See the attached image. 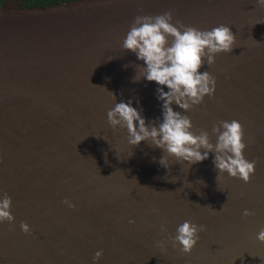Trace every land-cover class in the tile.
<instances>
[{
  "label": "water",
  "instance_id": "obj_1",
  "mask_svg": "<svg viewBox=\"0 0 264 264\" xmlns=\"http://www.w3.org/2000/svg\"><path fill=\"white\" fill-rule=\"evenodd\" d=\"M170 9L173 23L199 30L224 24L236 37L231 53L199 69L215 77L213 96L189 112L172 107L213 144V124L237 120L243 155L256 161L248 183L227 173L216 181L214 153L194 165L165 153L169 171L158 162L161 149L147 141L133 147L126 129L107 122L114 104L129 100L146 123L162 121L158 85L133 82L143 61L122 43L137 14ZM3 193L12 198L15 220L0 224V264H93L100 250L95 264H264L257 239L264 228V10L255 0H71L0 8ZM244 210L254 214L244 217ZM186 220L206 229L190 254L170 242L163 250L155 245ZM22 221L30 234L21 231Z\"/></svg>",
  "mask_w": 264,
  "mask_h": 264
},
{
  "label": "clouds",
  "instance_id": "obj_2",
  "mask_svg": "<svg viewBox=\"0 0 264 264\" xmlns=\"http://www.w3.org/2000/svg\"><path fill=\"white\" fill-rule=\"evenodd\" d=\"M255 6L264 10V0H255ZM137 12L142 13L143 9H138ZM173 19L171 9L158 15L137 14L122 43L125 51H131L137 60L143 61V66L135 65L139 74L136 71L133 82L144 79L158 85L156 97L162 101V121L146 123L142 109L138 111L132 106V100H129L127 103L116 102L107 112V122L113 130L117 127L126 129L129 145L135 147L147 141L150 142L149 146L161 149L163 155L158 162L169 171L165 153L168 157H174L177 163L183 161L189 165L203 162L208 159L209 153H214L212 163L218 170L216 181L227 173L231 178H239L248 183L255 171L256 161L249 162L243 155L247 147L243 126L235 119L214 123L211 133L216 141L213 144L207 131H193L190 117L182 115L181 111H174L172 107L175 103L183 112H189L201 105L205 96H213L215 77L208 71L201 72L199 69L205 66V61L211 66L216 55L231 53L236 37L230 27L224 24L211 30H199L194 26H186L178 19L173 23ZM164 87L168 90L164 91ZM111 95L115 101L116 96L113 93ZM136 103L139 105V100ZM62 203L70 209L75 207L67 199ZM11 205L12 198L7 193L0 195V224L6 222L10 227L15 220ZM223 210L224 204L219 211ZM253 214L248 210L243 212L244 217ZM129 223L134 221L130 220ZM20 229L25 234L31 233L26 222L20 223ZM205 230L204 225L186 220L177 226L174 236L169 235L166 240L155 241V245L163 250L170 242L173 248L179 245L183 254H190L199 240V233ZM160 233H167L163 225ZM257 239L264 243V228L259 231ZM101 256L102 250L97 251L93 256V264Z\"/></svg>",
  "mask_w": 264,
  "mask_h": 264
},
{
  "label": "flooded vegetation",
  "instance_id": "obj_3",
  "mask_svg": "<svg viewBox=\"0 0 264 264\" xmlns=\"http://www.w3.org/2000/svg\"><path fill=\"white\" fill-rule=\"evenodd\" d=\"M50 1L51 0H0V8L11 6L18 8H28L30 6L46 5Z\"/></svg>",
  "mask_w": 264,
  "mask_h": 264
},
{
  "label": "trees",
  "instance_id": "obj_4",
  "mask_svg": "<svg viewBox=\"0 0 264 264\" xmlns=\"http://www.w3.org/2000/svg\"><path fill=\"white\" fill-rule=\"evenodd\" d=\"M64 1H66V0H64ZM64 1L63 0H51L46 5L56 4V3H60V2H64ZM69 1H71V0H69ZM36 6H43V5H36Z\"/></svg>",
  "mask_w": 264,
  "mask_h": 264
}]
</instances>
